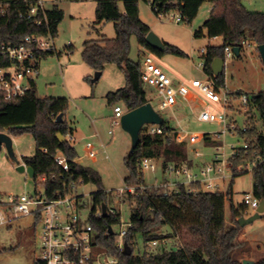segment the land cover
Returning <instances> with one entry per match:
<instances>
[{
  "label": "trees",
  "instance_id": "1",
  "mask_svg": "<svg viewBox=\"0 0 264 264\" xmlns=\"http://www.w3.org/2000/svg\"><path fill=\"white\" fill-rule=\"evenodd\" d=\"M79 1V0H68ZM96 23L112 21L115 23L116 36L112 39L89 40L84 44L83 60L95 71H104L111 64L119 67L125 77L126 85L107 95L108 103L122 105L125 111L133 110L148 102V92L142 81V62L130 58V40L133 35L141 46L158 56L170 52L184 55L178 47L166 44L164 51L156 50L146 43L151 28L145 24L139 13L141 0H96ZM155 14L177 11L183 21L191 23L198 15L204 3L210 2L212 10L209 18L195 31V37H220L219 45L209 44L202 53L204 72L213 75L212 64L217 58H224L227 45L241 47L243 40L252 41L259 46L264 44V12L249 10L242 0H143ZM49 28L53 37L58 33L59 24L64 19V11L54 5L48 12ZM46 25L37 26L32 19L21 18L17 6L12 5L5 16L0 18V43L19 44L29 34H46ZM53 51L43 54L46 56ZM240 56V55H239ZM218 85L225 84V73L218 75ZM69 99L66 97H40L37 95L35 80L31 90L23 97L5 100L0 93V131L9 135L30 133L36 143L32 156L23 157V162L34 170L33 180L43 179L44 191L48 198H57L73 193V186L93 183L97 190L91 193L92 207L89 223L93 228V244L118 257L119 264H243L244 255L250 249L249 242L243 237V229L238 219L243 216L244 208L231 204V225L226 224V194L221 191H208L199 182L189 185L180 184L172 192L165 193L161 188H149L141 170V161L148 158L162 159V168L168 165L181 166L191 163L184 139L179 137L173 125L165 120L161 125V134L146 133L145 127L140 133V143L127 154L124 164L127 175L126 185L143 186L136 194L127 195L130 205L131 227L124 241L132 248L127 255L117 247V235L114 228L121 225L120 212L113 213L110 204L112 194L104 191L99 173L92 167L75 161L78 158L76 147L68 139L73 132L66 121ZM62 121H57L59 115ZM256 115L262 124V130L256 126ZM248 129L241 132L250 142L246 153L243 147L237 148V154L231 159L233 178L249 171L236 172V167L247 159H253L257 153L264 154V91L253 94L248 113ZM61 133L65 141L57 136ZM176 137L181 139L176 141ZM203 137L207 144L219 145L209 133ZM61 151L68 161V170L60 166L55 155ZM12 159V158H11ZM13 160V159H12ZM192 164V163H191ZM254 195L264 200V169L254 171ZM233 183L229 186L228 195ZM81 198V197H78ZM103 205L108 215L97 214ZM38 222V219L35 220ZM168 227L169 232L162 229ZM110 228L114 230L111 233ZM138 234L142 235L145 250L135 253ZM173 239L176 247L167 249L162 244L159 251L152 252L149 244L155 240ZM175 246V245H174ZM35 264H41L37 260ZM254 264H264V256L254 260Z\"/></svg>",
  "mask_w": 264,
  "mask_h": 264
},
{
  "label": "rangeland",
  "instance_id": "2",
  "mask_svg": "<svg viewBox=\"0 0 264 264\" xmlns=\"http://www.w3.org/2000/svg\"><path fill=\"white\" fill-rule=\"evenodd\" d=\"M244 5L251 11L264 12V0H243ZM56 4L64 11V19L59 24L58 33L54 37L55 52L46 56L40 62L39 74L36 77L37 95L40 97H66L69 99V108L66 113V121L74 129L72 144L76 147L81 163L95 169L102 182L104 191H117L126 186L125 177L127 170L124 164L125 157L131 149V137L120 125L113 127L114 133L110 134L111 119L114 115V106L108 103L107 95L126 85V77L123 71L115 65H107L98 81L93 82L96 71L87 64L82 57L84 44L89 40L112 39L116 36L115 23L112 21L102 24L96 23V0H57ZM211 3L206 2L201 7L197 17L191 22L177 23L175 17L177 11L166 14H155L151 6L141 0L139 13L141 20L147 24L151 31L156 33L165 44L178 47L184 55L170 52L158 56L149 49L141 46L135 35L130 40V58L142 62L146 55H151L160 67L176 82L185 83L195 90L191 81L193 79H205L206 74L199 65L203 63L202 49L209 44L219 45L222 39L205 36L195 37L194 33L209 18ZM247 47L240 56H235L226 62L225 86L230 92L246 91L251 95L264 91V65L256 45L249 41ZM148 98L153 107L174 126L179 137L185 140L188 152L186 163L193 172L215 160L217 148L207 144L203 137L205 133L213 134L221 130V125L216 122H202L197 119L202 109H216L221 114V107L200 96L192 102L190 107L186 101H180L173 108L162 111L159 107L157 91L145 85ZM206 102V104L204 103ZM230 116L237 120L242 128L247 117L244 113H237L228 109ZM248 120V119H247ZM256 126L262 130L259 116L256 115ZM248 125V121H247ZM3 132H6L3 130ZM12 147L17 161L12 160L8 150L3 146L0 150V193L8 194H34L44 191L43 179L35 182L27 172L17 170L23 163V157L32 156L36 150V143L30 133L14 135ZM176 137V141L181 139ZM214 139V138H213ZM222 146L226 157L230 158L233 148L243 147L245 139L238 132H228L217 139ZM199 151V155L196 153ZM155 170H144V180L149 188L159 186L165 179L183 180L184 176H176L171 172H164L162 159L155 158ZM232 176V175H231ZM254 172L230 177L226 180H218L220 191L226 194V224L231 225L230 207L244 208L243 216L246 218L254 215L256 211L251 207H245L244 197L246 193L254 194ZM233 183L228 195L229 186ZM97 190L93 183L80 184L78 195L82 196L80 215L83 224L89 222L92 195ZM112 194V193H111ZM112 196L111 208L119 209L121 221H130V205L127 195L114 201ZM112 208V209H113ZM243 237L249 242L250 249L244 252L247 259L256 260L264 256V213L252 223L242 227ZM116 233L120 231V225L114 228ZM164 232V231H163ZM165 233V232H164ZM42 225L33 217H21L8 225L0 226V264H35L41 255ZM162 244L167 249L176 247L173 239ZM161 244L150 246L152 252L159 251ZM175 245V246H174ZM135 253L145 250L141 234L136 237L134 245Z\"/></svg>",
  "mask_w": 264,
  "mask_h": 264
},
{
  "label": "built area",
  "instance_id": "3",
  "mask_svg": "<svg viewBox=\"0 0 264 264\" xmlns=\"http://www.w3.org/2000/svg\"><path fill=\"white\" fill-rule=\"evenodd\" d=\"M57 0H0V18L5 16L12 5L17 6L19 16L34 20L37 26L46 25V34H29L19 44L0 43V93L5 100H14L25 96L32 87V81L39 74L40 62L43 54L55 52L54 37L49 28L48 12L52 10ZM175 21L180 23L183 18L180 14L175 17ZM219 38V37H214ZM249 41L241 42L240 55L250 47ZM232 45L224 48V70L226 62L237 56ZM258 50V46L256 45ZM205 49H202V53ZM204 71V61L199 65ZM206 74V73H205ZM218 75L206 74L205 79H193L191 81L193 90L185 83L173 80L156 62L151 55H146L142 60V81L145 85L154 88L159 98V107L162 111L175 108L180 101H186L191 107L192 102L203 96L211 102L221 107V114L216 109H202L197 119L202 122H216L221 125V130L209 135L214 139H220L228 132H245L248 129L247 119L250 111L251 94L246 91L226 90V86L218 85ZM206 104V102H204ZM231 109L237 113H244L247 117L244 127L237 124V120L230 116ZM114 115L111 119L110 134L114 133L113 127L121 124V118L126 112L122 105L114 106ZM146 133L161 134L163 129L159 124H146ZM183 132V131H177ZM243 137V136H242ZM243 148L246 153L250 147V142L246 140ZM69 140H73V135H68ZM215 160L201 168L198 172H193L186 165H168L164 172H171L176 176L183 175V180L165 179L159 186L165 193L172 192L180 184L189 185L199 182L208 191H220L218 180H226L233 177L231 159L237 154V148H233L230 158L226 157L222 146H216ZM199 155V151H196ZM56 162L65 170H68V161L61 151L55 155ZM141 170H155L156 164L152 158H144L141 161ZM264 169V154L257 153L253 159H247L236 167V172H253L258 168ZM232 175V176H231ZM147 185V184H146ZM77 185L73 186V193L57 198H48L45 191H37L34 194H2L0 193V226L8 225L21 217H33L38 219L42 225L41 235V255L37 261L41 264H119L118 257L108 253L93 244V228L88 222L82 223L80 209L82 196L78 195ZM149 187V186H148ZM137 187L126 185L117 191H109L115 197L116 202L124 195L136 194ZM92 193V192H91ZM81 197V198H78ZM116 197H118L116 199ZM260 199L254 194L246 193L244 197L245 207L251 206L255 211L260 205ZM113 213L119 209H112ZM246 211V210H245ZM244 211V212H245ZM100 211L97 215L100 216ZM131 222L121 221L120 231L117 235V247L123 250L124 237L127 235ZM168 243L167 240H155L150 246Z\"/></svg>",
  "mask_w": 264,
  "mask_h": 264
},
{
  "label": "water",
  "instance_id": "4",
  "mask_svg": "<svg viewBox=\"0 0 264 264\" xmlns=\"http://www.w3.org/2000/svg\"><path fill=\"white\" fill-rule=\"evenodd\" d=\"M146 43L151 46L152 48L160 51H164L166 49V44L161 40V38L150 31L146 36ZM234 52L237 56L240 55V48L234 47ZM258 51L260 53L263 65H264V44L258 46ZM212 70L215 75H220L224 70V59L217 58L214 60L212 64ZM102 76V71H96L95 77L93 78V82L98 81ZM63 115H59L57 121H62ZM165 123L164 117L153 107L151 102H148L140 107H137L133 110L126 111L122 118H121V126L122 128L129 133L131 137V149L129 152H132L140 143V133L142 128L146 124H159L163 125ZM61 141H65V137L58 133L57 135ZM12 138L7 132L0 131V150H2L3 146H5L8 150V154L10 158L17 161V158L14 154L13 147H12ZM17 170L20 172H27L28 175L33 178L35 173L31 166H27L26 164L19 165ZM264 213V200L260 201V205L256 210V213L248 218L245 216H241L238 219V223L241 227L252 223L257 218L262 217ZM102 214L104 216L108 215L107 206L103 205L102 207ZM111 233H114V230L110 228ZM123 252L127 255L132 254V248L128 244V242L124 243ZM243 264H254V260L251 259H244Z\"/></svg>",
  "mask_w": 264,
  "mask_h": 264
},
{
  "label": "crops",
  "instance_id": "5",
  "mask_svg": "<svg viewBox=\"0 0 264 264\" xmlns=\"http://www.w3.org/2000/svg\"><path fill=\"white\" fill-rule=\"evenodd\" d=\"M242 1H243V0H242ZM211 10H212V5H211ZM35 83H36V89H37V82H36V79H35ZM72 135L74 136V129H73ZM73 139H74V138H73ZM81 159H82V158L78 157V158L75 159V161L78 162V163H80V164H82V163H81ZM23 163H24V162H23ZM82 165H84V164H82ZM85 166H86V165H85ZM163 231H164L165 233H167V232L170 231V229H169L168 227H164V228L162 229V232H163Z\"/></svg>",
  "mask_w": 264,
  "mask_h": 264
}]
</instances>
